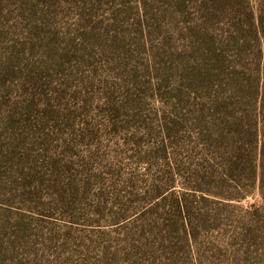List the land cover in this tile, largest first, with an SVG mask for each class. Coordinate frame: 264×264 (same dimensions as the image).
<instances>
[{
	"label": "rangeland",
	"instance_id": "1",
	"mask_svg": "<svg viewBox=\"0 0 264 264\" xmlns=\"http://www.w3.org/2000/svg\"><path fill=\"white\" fill-rule=\"evenodd\" d=\"M0 264H264V0H0Z\"/></svg>",
	"mask_w": 264,
	"mask_h": 264
},
{
	"label": "trees",
	"instance_id": "2",
	"mask_svg": "<svg viewBox=\"0 0 264 264\" xmlns=\"http://www.w3.org/2000/svg\"><path fill=\"white\" fill-rule=\"evenodd\" d=\"M214 133V134H213ZM205 138H207L208 140H210L211 142H230L229 140H227L225 137H219L217 136V133L213 132L210 130V132L204 136ZM163 152L166 154V150H163ZM219 154H221L220 157V164H219V169L221 170V174L224 175L226 178H230L233 174V172L236 170L237 168V161L238 157L240 155V153L235 151V148L232 147L231 149H229L228 151L222 153L220 152ZM200 155L202 156V158L204 159V164L206 163V165L208 166H204L202 168H194L192 170V177L194 179V184H196L195 187L192 186V192L193 195H197V193H201L203 195L202 199H206L205 196H210L211 194H214L213 191H211L210 189H205L202 186V180H204L205 184H209L207 179H208V175L211 174V172L213 171V166H211V161H216V159L214 160V157H217L216 153L211 152L210 150H206V151H202L200 153ZM147 162H150V158L148 157L147 159H144ZM144 161V162H145ZM204 169V171H203ZM223 180V179H221ZM172 181H169V183H167V187L171 185ZM223 181H221L219 183V188L222 190V192H227V195L229 199L234 198V196L231 193H228L227 188L223 185ZM173 189V187H169L167 188L168 191H171ZM156 195L154 197H162L163 194L165 192H163L162 190L160 191V189L158 191H155ZM192 194V193H190ZM192 204V201H190L188 199V197L185 196H180L177 199H173L170 204H168V208L173 210L175 212H177L179 214L180 217L184 218L185 220L187 219V215L190 209V205ZM167 208V207H166Z\"/></svg>",
	"mask_w": 264,
	"mask_h": 264
}]
</instances>
